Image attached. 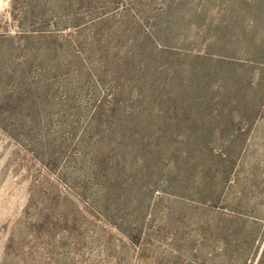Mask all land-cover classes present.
Returning a JSON list of instances; mask_svg holds the SVG:
<instances>
[{
  "label": "rangeland",
  "instance_id": "rangeland-1",
  "mask_svg": "<svg viewBox=\"0 0 264 264\" xmlns=\"http://www.w3.org/2000/svg\"><path fill=\"white\" fill-rule=\"evenodd\" d=\"M28 2L0 0V264H264V0L37 1L33 35Z\"/></svg>",
  "mask_w": 264,
  "mask_h": 264
},
{
  "label": "trees",
  "instance_id": "trees-1",
  "mask_svg": "<svg viewBox=\"0 0 264 264\" xmlns=\"http://www.w3.org/2000/svg\"><path fill=\"white\" fill-rule=\"evenodd\" d=\"M28 1H29L28 2L29 4L26 5L28 8H25V10H24V14L25 15L22 18H20V19L18 17H15V16L13 18H14V21L16 22V28L18 30H20V32H25L28 35H33V33H39L41 31H43L42 28H45V27H42V25H40V27L37 26V28H35L34 27V23H32L30 25H26L25 22H26V19L28 18L27 17L28 10L30 12L33 11L36 8V7L35 8L33 7V3L37 2V1H40L41 4H40V6L38 8L39 9L38 11L40 13H43V14L46 15V13H49L51 10H54V12L56 10H59L58 6H54V5H57L58 0H28ZM52 1H53L54 5H51ZM75 1H76L77 5H76V8L73 10V15L79 16V15L82 14L80 5L82 4L83 0H75ZM224 193H225V191L221 195H217L215 197L214 201L213 202L210 201V203L208 204L211 207L216 208V210H217L216 214L218 216V219H219L220 223H222V224L224 222L231 221L232 219L235 218V217H233L230 214V213H232V211L229 209V207H227L225 205V201L224 200H225V194L226 193L225 194ZM224 243H229V242L225 240ZM222 250H223V252H228V247L226 246V248L225 249L222 248Z\"/></svg>",
  "mask_w": 264,
  "mask_h": 264
}]
</instances>
